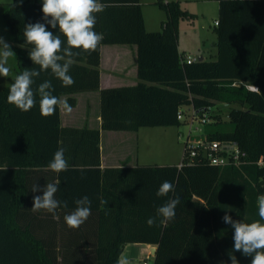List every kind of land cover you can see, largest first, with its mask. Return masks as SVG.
<instances>
[{
	"label": "trees",
	"instance_id": "16d2710c",
	"mask_svg": "<svg viewBox=\"0 0 264 264\" xmlns=\"http://www.w3.org/2000/svg\"><path fill=\"white\" fill-rule=\"evenodd\" d=\"M16 2L6 8L5 17L22 73L38 68L29 58L31 46L24 44V26L44 21L42 2L23 0L14 7ZM218 2L217 58L187 62L179 50V25L188 13L179 0H157L168 13L157 31L147 30L141 0H101L104 10L96 14L95 31L104 39L95 51L73 57L69 75L75 83L65 87L49 71L32 86L35 91L50 80L53 94L69 95L70 105L77 103L73 93L99 90L100 128L63 126L60 107L42 116L38 93L36 106L22 112L7 102L10 85L0 88V264H117L129 243L156 245L153 264H231L234 230L222 217L227 212L233 220L259 219L264 166L221 167L201 158L187 162L184 152L182 165L102 168L100 147L102 129L180 125L179 108L193 105L199 114L212 109L207 138L234 139L250 159L264 158V0ZM115 43L137 45L139 81L102 88L101 47ZM215 101L236 105L227 120L214 112ZM58 148L65 149L69 169L55 173L47 165ZM164 181L174 191L157 197ZM33 183L41 190L33 193ZM46 183H57L56 198L68 202L55 215L31 210L33 197L43 195ZM85 195L92 201L91 215L71 229L64 215ZM176 196L181 202L174 220L161 224L157 217L149 226L146 221L156 217V208ZM233 254L239 264H251V257Z\"/></svg>",
	"mask_w": 264,
	"mask_h": 264
},
{
	"label": "clouds",
	"instance_id": "9594fccd",
	"mask_svg": "<svg viewBox=\"0 0 264 264\" xmlns=\"http://www.w3.org/2000/svg\"><path fill=\"white\" fill-rule=\"evenodd\" d=\"M23 0H17L14 7H18ZM104 10L101 0H42L41 11L43 21L28 23L24 26V44L28 48L29 58L33 65L38 68H25L16 75L13 83L9 86L7 102L14 105L22 112L30 111L36 106V95L38 93L40 114L44 117L55 114L57 107L71 112L72 106L66 99L54 95V88L50 80L39 84L34 91L35 78L40 77L42 72H49L52 76L62 82V85L69 87L75 83L69 75L70 68L74 63L73 57L81 51L91 53L95 51L104 39L103 33L95 31L98 13ZM46 25L52 29H59L57 34L49 31ZM63 37V39H62ZM66 41V45H65ZM15 56L11 45L0 36V76L9 77L11 68L8 66L9 58ZM65 149L58 148L53 159L47 165L48 169L55 173L67 171L69 163L65 159ZM6 170V169H4ZM36 183L31 186L33 193L40 191ZM57 183H46L43 187V195L33 197V212L46 211L55 215L56 210L63 206L68 207L67 201H60L56 198L58 192ZM174 191V185L164 181L156 192L157 197L167 196ZM180 197L167 200L156 208V217H150L146 221L149 226L156 223L160 217L161 224L173 221L176 215V208L180 204ZM75 208L64 215L66 225L71 229L80 228L91 215L90 198L85 195L74 201ZM105 203V201H101ZM257 208L259 219L252 222L233 220L225 213L222 220L234 230V247L228 255L231 264H239L234 252H241L244 256L251 257V264H264V194L257 197ZM117 264H132L131 260L124 254L117 259Z\"/></svg>",
	"mask_w": 264,
	"mask_h": 264
},
{
	"label": "rangeland",
	"instance_id": "374dc122",
	"mask_svg": "<svg viewBox=\"0 0 264 264\" xmlns=\"http://www.w3.org/2000/svg\"><path fill=\"white\" fill-rule=\"evenodd\" d=\"M42 2V0H37ZM164 2L170 0H163ZM183 10L188 14L180 19L179 48L182 54L191 57L203 56L207 59L217 58L216 22L219 16V2L217 0H179ZM12 0H0V36L11 45L15 56L9 58L11 68L9 77L0 76V88L13 83V79L22 70L19 61L18 45L12 40V31L5 17V10ZM142 11L146 28L149 31L162 30L163 21L167 20L168 13L157 0H141ZM138 79V78H137ZM125 83H134L127 80ZM214 112L221 114V118L228 119V111L236 105H225L215 101ZM100 105L98 95L97 109ZM96 106V105H95ZM92 111H95L93 107ZM186 119L180 125L172 126H144L139 130V139L136 142V157L139 164L150 165H178L182 162L185 152V142L190 134V141H197L205 132L206 124L200 121L201 116L193 120L189 111ZM132 251L126 255L132 264H153L154 255L141 244L131 245ZM129 250V249H128ZM130 252V253H128Z\"/></svg>",
	"mask_w": 264,
	"mask_h": 264
},
{
	"label": "crops",
	"instance_id": "0c3cea01",
	"mask_svg": "<svg viewBox=\"0 0 264 264\" xmlns=\"http://www.w3.org/2000/svg\"><path fill=\"white\" fill-rule=\"evenodd\" d=\"M185 55L187 54H182V56ZM136 58V44L115 43L102 45L100 64L101 87L106 88L136 84L139 81ZM127 80H134V83L127 84L125 83ZM98 95L100 97L99 90H84L73 93L72 96L77 99V103L71 105V112H67L60 107L61 124L63 126H89L100 128L102 125V118L100 115V105L97 109ZM68 96L69 95H62L61 99L67 100ZM93 107L95 108L94 112L92 111ZM139 130H101L100 147L102 168L124 165L135 166L139 164L137 163L138 159L135 158V145L139 139ZM133 244L141 243L127 244L122 254L127 253V251H132L131 249L133 248L131 245ZM141 245L149 249L151 253L153 247H156V245L153 244Z\"/></svg>",
	"mask_w": 264,
	"mask_h": 264
},
{
	"label": "built area",
	"instance_id": "2783aa9c",
	"mask_svg": "<svg viewBox=\"0 0 264 264\" xmlns=\"http://www.w3.org/2000/svg\"><path fill=\"white\" fill-rule=\"evenodd\" d=\"M182 60L193 62L198 60V57L193 58L189 55H185L182 56ZM248 87L251 90H258L257 86L248 85ZM187 110L192 115L193 120L199 116H201L200 121L205 124L213 120L210 114L211 108L203 114H199L196 108L191 105L179 108L178 118L181 121L186 119ZM185 153L187 162H195L198 158H201L210 164L221 167L232 165L242 168L249 164H257L259 167L264 166L263 157H260L258 160L250 159L248 152L241 147L238 141L234 139H209L205 132H203L202 136L197 141H190V134L188 135V140L185 142ZM182 164L183 162H181L180 165ZM145 264H148V262H145Z\"/></svg>",
	"mask_w": 264,
	"mask_h": 264
},
{
	"label": "water",
	"instance_id": "95a60500",
	"mask_svg": "<svg viewBox=\"0 0 264 264\" xmlns=\"http://www.w3.org/2000/svg\"><path fill=\"white\" fill-rule=\"evenodd\" d=\"M203 58H204L203 56L199 57V59H203ZM156 249H157V247H153V251H152L153 255H155Z\"/></svg>",
	"mask_w": 264,
	"mask_h": 264
}]
</instances>
